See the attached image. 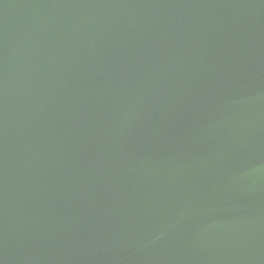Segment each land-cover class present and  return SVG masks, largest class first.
Instances as JSON below:
<instances>
[{
    "label": "water",
    "instance_id": "water-1",
    "mask_svg": "<svg viewBox=\"0 0 264 264\" xmlns=\"http://www.w3.org/2000/svg\"><path fill=\"white\" fill-rule=\"evenodd\" d=\"M0 264H264V0H0Z\"/></svg>",
    "mask_w": 264,
    "mask_h": 264
}]
</instances>
